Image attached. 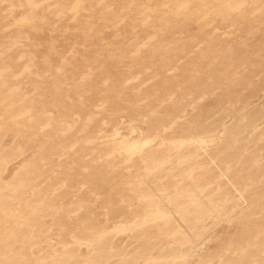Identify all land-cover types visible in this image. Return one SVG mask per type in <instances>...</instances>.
<instances>
[{"label":"bare ground","instance_id":"1","mask_svg":"<svg viewBox=\"0 0 264 264\" xmlns=\"http://www.w3.org/2000/svg\"><path fill=\"white\" fill-rule=\"evenodd\" d=\"M0 264H264V0H0Z\"/></svg>","mask_w":264,"mask_h":264}]
</instances>
